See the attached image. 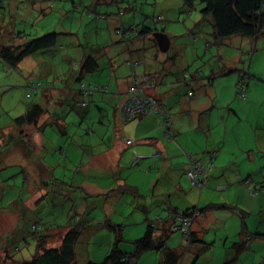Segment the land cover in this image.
Segmentation results:
<instances>
[{"label": "crops", "instance_id": "0c3cea01", "mask_svg": "<svg viewBox=\"0 0 264 264\" xmlns=\"http://www.w3.org/2000/svg\"><path fill=\"white\" fill-rule=\"evenodd\" d=\"M53 9L56 11V6ZM109 11L113 13L105 18L103 26V32H107V37L113 34L119 24L125 27L132 22L140 21V18L125 19L124 17L121 23L114 15L118 11L114 7ZM166 11L168 12L167 9ZM70 12L68 7L63 5L58 13L65 18L70 17ZM163 14L168 18L169 13ZM72 19L81 26L85 24L83 37L87 39L86 50H64L62 45L64 38H57L53 48L22 59L18 65L19 73L17 71L16 74L7 73V78L3 76L4 64L0 60V111L13 109L14 104L20 99L25 102L23 94L25 90L29 92L27 87L29 83L26 82L25 86L23 78L19 77L24 76L25 70H39V76L44 77L47 83L45 86L42 84L43 88L40 91L32 93L34 97L30 102L39 104L43 108H46L45 104L56 102L59 107L53 108L52 112L56 115L50 117L54 119L64 117L66 110L70 108L68 118L78 126L74 136L88 134L93 137L95 147L89 146L87 153L84 154L87 159L86 166L93 171L92 176H86L84 183L80 185L85 193L95 195L99 200H106L113 192H117L118 195L121 191H131L134 200L129 205L133 212L141 213V221L145 224L156 216L161 219L169 217L173 209L184 211L194 207L205 208L194 222L193 229L199 232L206 246L190 247L188 252L184 253L183 264H201L198 260L204 253H208V256L204 258L202 264H221L229 259H234L231 264H264V78L258 77L262 80L251 81V75L246 74V78L249 77L248 86L243 91L244 96L240 97L237 85L240 74L237 77L218 78L237 71L232 69L233 64L225 62L224 55L227 54L225 50H199V45L196 46L193 44L194 41L188 40L181 44L174 42L173 48L170 43L166 55H161L160 52L155 56L149 54L148 60H144L146 58L138 53L134 60L143 59V67L136 69V73L151 75L149 83L153 87L149 90V94L158 99L169 112L171 127L177 137L174 141H162L159 121L153 115L134 120L126 124V127L125 124L121 125L123 129L121 132L119 114L114 105L120 98L122 99L129 84L128 69L122 65L121 59L114 57L112 62L100 58L95 70L82 72L81 65L87 53L91 51L87 50V47L107 40L106 37L98 38L99 32L96 31V27L91 31L92 27L102 23L101 20L104 18L96 16L93 24L83 14L73 16ZM167 28L166 26V30ZM203 28V31L209 35L205 36L201 46L208 48V44L212 45V41L215 40L211 36L212 28L209 24L204 25ZM5 30L0 29V45L18 44V39H14L12 35L14 33ZM90 31L91 38L87 35ZM55 32L59 37L60 33ZM68 36L72 37L71 32ZM245 38L249 39L244 36L241 39ZM225 40L227 38L215 43L218 45L231 43ZM134 43L140 45L136 41ZM68 45L70 48H75V40L71 39ZM150 49L154 53L153 46ZM80 51H83V59L80 55L82 61L78 66L76 65L79 67L77 70L75 66L77 62L74 59L76 52ZM242 54L244 53H241V56ZM54 71H56L55 76ZM196 71L198 75L194 74ZM182 73H188L191 77L184 80ZM261 75L264 77V72ZM79 81L87 85H106L110 89V94L95 93L89 99L87 107L75 105L71 107L75 101L80 100L75 91ZM219 91L222 92L221 98ZM260 91L262 92L258 98ZM189 92H192L193 96H189ZM251 108L252 114H250ZM48 116L49 114H45L43 119H47ZM7 124L3 125L7 126ZM40 124L39 122L38 126H41ZM11 125L6 127V131ZM40 129L34 127L28 130L31 132L29 134L33 142L31 149L24 146V151H27L24 155L0 154V167L20 166L24 177L39 184L40 180L50 177L48 168L51 163L56 161L55 168L61 161L67 162L72 156L70 151L76 152L79 146H82V140L77 138L74 146L71 145L65 150L61 147L55 148L54 145L49 144L48 139L39 136L40 131L44 134V128ZM60 132L62 135L69 134L63 130ZM80 132L82 134H79ZM127 139L133 142L130 146L124 144V140ZM46 141L48 156L43 148L47 144ZM124 149L132 151L130 163L132 170L120 165ZM155 150L160 152L162 160L155 157ZM211 151L216 152L212 159L208 156ZM186 154H193L202 165L212 166L205 187L201 191L190 187L186 178L185 167L188 161ZM135 155L140 157L136 162L133 159ZM154 163L156 167L148 171V166ZM138 165V168L134 167ZM245 179L249 181L248 188L237 184L238 181ZM130 182L131 184L126 186V183ZM253 188L261 190L250 196L249 189ZM43 193L44 191L37 185L27 197V201L34 207L25 209L21 204L17 210L29 212H33L34 208L38 210L39 200L44 197ZM80 204L83 207L82 203ZM122 208L118 211L121 218L125 216ZM234 209L241 215L236 214ZM37 213L43 215L44 211L42 213L40 210ZM115 222L118 224L121 221L115 219ZM227 224L229 230H226L224 236L217 241L216 228H224ZM141 228H144L142 222L140 229L131 231L139 233ZM210 231H214L213 243L205 236L206 232ZM178 236L179 234L174 233L168 237L166 244L170 249L178 247V244L173 247L175 242L171 243L172 239ZM108 240L110 244L114 239L108 236ZM239 241L244 245L241 250L236 251L233 243ZM103 254H98L94 259L88 255L79 262H98Z\"/></svg>", "mask_w": 264, "mask_h": 264}, {"label": "trees", "instance_id": "16d2710c", "mask_svg": "<svg viewBox=\"0 0 264 264\" xmlns=\"http://www.w3.org/2000/svg\"><path fill=\"white\" fill-rule=\"evenodd\" d=\"M99 1H96V5H100ZM169 1V0H168ZM175 2V7L172 8L170 11L165 6L163 7L160 2L156 0L151 3V7L153 9H149L144 12L143 16L139 13L137 15L138 10V2L141 3L139 0H129L127 2L126 14L122 12H116L117 16L115 17L122 23L125 17L126 18H140L138 22H132L129 26L122 27V25L116 26L112 35H109L107 40L103 43H94L89 46V51L85 56V60L81 65L82 72H90L95 70L98 67V60L106 59L112 62L113 58L121 59L122 65L128 69V78H130L129 84L127 85L125 93L122 95V99L120 98L119 102L114 105V108L119 114V118L123 123L133 122L139 118L140 116H134L129 121H123V108L126 107L129 101L132 99L135 94L129 92V88L136 83V80L139 79H146V83H149L151 79V75L148 74H141L138 75L136 73V69L141 66L143 67V59L136 61L134 58H137L138 50H143V47L152 48L155 47L154 53L150 50L144 52L142 56H144L148 60L149 54L156 55L160 51L156 44L155 39L153 38L154 33H164L165 30L160 31L157 29V23H160L162 26L168 22V18L164 16L163 13H169L168 15L173 14V11L177 9L180 13H183L182 24L185 26H189L190 31H192L193 40L199 39V33L209 35L205 31H203V26L206 24L205 21L209 24L212 28L211 36L216 41H223L226 38H230L232 36H244L249 38H257L259 35L263 34L264 32V0H170ZM148 2V1H147ZM143 3V2H142ZM141 3V4H142ZM94 0H88L87 6L84 4V8L88 15L92 12L97 11L98 6H95ZM0 7H2V3L0 2ZM105 11L104 13H96V16H102L104 19L107 18V15L110 13L111 10L108 5L105 4ZM162 8V9H161ZM168 10V12L166 11ZM165 10V11H164ZM176 11V12H178ZM195 16V17H194ZM198 17V19H197ZM197 19V20H196ZM178 20V18H177ZM164 29V26H163ZM14 39H18V44L14 45H0V60L4 64L5 71L7 73L15 72L19 73L18 65L25 57L30 55L36 54L38 52H44L53 48L56 45L58 34L55 31H51L45 33L40 36L31 37L25 33H14L12 34ZM31 37V38H30ZM208 37V36H207ZM206 37V38H207ZM23 38V39H22ZM205 38V36H204ZM102 39V38H101ZM104 41V40H101ZM140 43L137 46L134 42ZM145 43V44H144ZM208 44V42H204ZM211 46V44H208ZM212 45H217L213 43ZM140 47V48H136ZM135 49V50H134ZM88 50V49H87ZM145 50V49H144ZM146 51V50H145ZM167 52V51H166ZM164 53V52H160ZM164 55V54H163ZM147 56V57H146ZM141 62V64H140ZM139 63V64H138ZM78 64H75V66ZM76 66V67H77ZM4 71V72H5ZM198 75V71L194 73ZM184 80H187L191 77L188 73H183L182 75ZM145 83V84H146ZM83 84V87L81 86ZM31 87L35 85L30 84ZM29 85L28 90H29ZM152 85V84H151ZM238 85V94L240 97L241 93H244V89L248 86V81L246 78V74L239 75V79L237 82ZM97 87L100 91H95L90 93L89 95H85L84 92L87 89ZM78 97H80L79 101H75V104H72L71 107L79 106V107H87L89 105V99L95 94H102L108 95L110 94V89L106 85H87L86 83L79 81L77 89L75 90ZM189 96H193L192 92H189ZM155 98V97H154ZM156 99V98H155ZM158 101V99H156ZM159 102V101H158ZM21 99L18 100L17 103L14 104L13 109H8L6 111H0V154L3 153H26L24 151L25 148H32L31 140L32 136L30 129L36 128L41 129L44 128L43 131H40V137L45 138L46 130H49L53 126L52 122L54 121L50 117L47 119H43L45 114L47 113L46 108H43L41 105L36 103H28L26 104ZM85 104V105H82ZM161 106H163L160 103ZM164 107V106H163ZM165 108V107H164ZM70 109V108H68ZM67 109V110H68ZM157 118V117H156ZM158 119V118H157ZM171 119V117H170ZM59 120V119H58ZM10 121V122H9ZM159 121V119H158ZM41 123V126H38V123ZM9 123V124H7ZM3 124H7L4 126ZM12 124V125H11ZM11 125V128L6 131V127ZM171 125V123H170ZM3 126V127H2ZM29 128V129H28ZM172 128V127H171ZM12 129H15L12 131ZM24 129V130H23ZM28 129V130H27ZM161 129V128H160ZM59 131L63 130L58 128ZM173 130V129H172ZM64 131V130H63ZM26 133V134H25ZM163 130L161 129V140L168 142L169 140H164L162 138ZM177 137V134H176ZM176 139V138H175ZM174 141V140H172ZM62 150V149H61ZM60 150V151H61ZM46 151V148L45 150ZM60 151H58L60 153ZM46 151V155H47ZM44 153V152H43ZM216 152H209V157L212 159L214 158ZM44 154V156H45ZM155 157L159 160H162V155L157 150L154 151ZM62 155H64L62 153ZM190 155V154H188ZM193 161L200 164L193 154ZM48 156V155H47ZM187 156V154H186ZM56 162V161H55ZM55 162L50 164V177L46 178V180H40V183L36 184V182L30 181V178L24 177V184L28 193H31L38 185L44 193L42 194L44 197L42 200L45 202V194L48 191L49 183H53L54 187H59V184L65 185L64 182H59L54 176L56 173L54 172V165ZM59 161H57L58 163ZM188 161L186 162L185 169L187 170ZM207 168L205 173V181L204 186L199 190L196 187L190 185V187L201 191L206 184L208 179L209 172L212 171L211 164L202 165ZM156 167V164H152L148 166L147 170H151V168ZM186 175V171H185ZM54 177V178H53ZM187 178V176H186ZM188 180V178H187ZM46 182V183H45ZM48 182V183H47ZM189 182V180H188ZM44 184V185H42ZM76 184V183H75ZM190 184V182H189ZM240 186L247 187L249 186L248 180H240L237 182ZM73 189H76V192L79 193V201L82 203L83 211L81 213H74L68 216V220L64 225H60L55 223V221H46L41 213H37L39 209L42 210L44 205L37 210L33 209V212L20 210L22 214L23 221H25L27 235L25 233L23 235L20 234L21 239L18 242H23L25 245H29V241L32 240L35 243V249L33 250V254L29 260H14L13 255L16 251H18L17 247H14L15 243H11L12 239L10 237L4 240L6 244L5 248H8L11 251V254H7L9 259H12L16 264H137L136 260L143 252L148 251H156L157 259L155 264H183L182 259L184 253L188 252V249L192 246H199L200 248L205 247L206 244L199 236V232L193 229L194 222L196 219L201 216L204 212L205 208H190L184 211L179 210H171V215L165 219H161L160 217H155L152 220L146 222V228L142 237L137 239H133L130 242L134 246V251L128 252L119 247V244L123 241L122 237V225L112 223L111 220L106 219L97 223V225L106 228L109 232L114 235V240L112 242L111 247L99 263H94L93 261L87 262H79L77 260V251L81 244L80 239L82 234L91 226L88 220V213L84 211L88 209V206L85 203L91 201V198H97L95 195L87 194L80 185L73 186ZM260 188H253L249 189V195L253 196L260 191ZM75 192V193H76ZM13 197H16L15 195ZM14 202V201H11ZM24 203V202H23ZM22 203V205H23ZM21 204L15 203L16 208L19 207ZM45 208V207H44ZM37 210V211H36ZM36 211V212H35ZM239 216L241 215L235 209L233 210ZM28 212V213H27ZM30 216V217H29ZM180 218H185L189 221L188 227L186 232H182L181 222L178 220ZM19 220V221H20ZM27 220V222H26ZM52 220V219H51ZM39 230L32 231L31 228L38 227ZM177 226V227H176ZM176 227V228H175ZM21 231V229H19ZM24 231V230H23ZM55 231V232H54ZM54 233H59L57 243L54 245H50L53 240ZM179 234L180 243L177 248L170 249L166 244L168 237L172 234ZM30 237L31 239H29ZM14 241V240H13ZM50 242V243H49ZM55 243V242H54ZM3 244V243H0ZM203 245V246H201ZM244 243L239 241L233 243V247L236 251H239L243 248ZM17 250H16V249ZM204 250V249H203ZM237 253V252H236ZM152 259V258H151ZM234 259H229L221 264H231Z\"/></svg>", "mask_w": 264, "mask_h": 264}, {"label": "rangeland", "instance_id": "374dc122", "mask_svg": "<svg viewBox=\"0 0 264 264\" xmlns=\"http://www.w3.org/2000/svg\"><path fill=\"white\" fill-rule=\"evenodd\" d=\"M94 1V5L98 6L97 11H94L90 15H88L84 8V4L87 6L88 0H0V2L2 3V7H0V29L3 31H6L5 29H7L8 32L12 31L13 33H25L31 37L40 36L51 31H57L61 34H59L58 39L64 38L62 42L64 50H86L85 46L87 44V39L83 37V33L85 32L86 28L85 24H82L81 26L78 23H75L72 17L83 14V16L93 24L95 22V14L104 13L105 8H107L105 7V4L108 5V7H114L115 10L126 14L125 8L127 7V2L129 0H101L99 1L100 5H96L97 0ZM139 1L143 3H137L138 16L139 13H141V15L143 16L144 12L142 11H147L151 8L153 9V7H151L150 5L154 0ZM156 1L160 2L163 7L166 6L169 10V13L170 11H172V8L175 7L174 1ZM63 5H65V7L67 6L68 10L71 11L69 14L70 17L64 18L62 14L58 13L59 10L62 9ZM54 6H56V11L53 9ZM176 11L178 10L175 9L173 11V14L168 15V22L163 25L164 29L160 23H157V29H159L160 31H166L163 34L168 36L172 48L174 47V42L176 44H181L187 42L188 40H192V42L194 41L193 44H196V46H200L199 50H225L227 51V54L224 55L225 62L233 64L232 69H237V71L235 73L228 74V76H220L218 78H230L232 76L237 77L238 74H243L244 71L247 76L251 75V81L262 80L258 77L264 78L261 75V73L264 72V34L259 35L257 39H241L243 38V36L240 35L232 36L225 40L227 42H231L230 44H217L211 45L208 48H204V46H201V43L203 42L204 36L207 35L200 33L198 35L201 37L199 39L193 40V37L191 35L192 31H190L189 26H185L184 24H182L184 14ZM112 13L113 12H110L107 15V18L112 15ZM115 15L117 16V14ZM1 20H3V22H1ZM105 21L106 19L101 20L103 25H101L102 23H100L98 26H93L91 29L92 31L93 29H95V27L97 28L96 31L99 32L97 33L98 38L107 37V32H103ZM205 23L208 25L206 21ZM166 26L168 27L167 30ZM91 31L87 34L89 38L92 37ZM105 31H107V29ZM69 32H71L72 37L68 36ZM71 39L75 40V48H70V46L68 45L69 42H71ZM212 42L215 43L214 41ZM142 48H144L146 51L144 49H139L138 52H141V54L147 52V50H150L147 44L146 47L142 46ZM87 49L89 50L88 47ZM153 49H155L154 46ZM241 53L244 54H242L241 56ZM76 54V59H74V61H76L77 64H80L82 61L81 56L83 54V51L76 52ZM160 54L166 55V52ZM202 64H204V62H202ZM2 69L3 76L7 78L8 74L5 71L4 65L2 66ZM77 70H79V67H77ZM55 72L56 71H54V76ZM10 74H12V72ZM25 74H23V77H19L23 78L22 81L24 82V85L26 84V82L35 85L34 87H31V85H29V92H26L25 90V93L23 94L25 97V103L28 104L34 97L32 93L40 91L41 88H43L42 86H45L47 82L45 81L44 77L39 76V70L28 69L25 70ZM247 78L249 79V77ZM221 91H219V98L222 97ZM261 92L262 91L259 92L258 98ZM55 103L56 102H53L49 105L45 104L47 113L49 114L48 117L56 115L52 113L54 111L53 108L58 109L59 107L58 104ZM8 107L9 106H7V108ZM66 111L67 112L65 116H61L59 120L51 118L54 119V121L52 122L53 126L50 128V134L48 133L49 130H46L45 139H48L49 144L54 145L55 148L61 147L64 150L71 145H76L75 140L77 141V138L81 139L83 143L82 146H79V150H77L76 152H73L72 150L70 151L72 156H70L71 158H69L67 162L61 161L54 168V172L56 173V176L54 177L59 180V182H64L65 185L59 184V187L55 188L53 183H49L48 191H46L47 193L45 194V202H43L44 200H39V208L43 205L45 207H43V221H55V223L59 224V226L66 223V220H68L67 215L70 216L71 214L81 213V211H83L80 207V194L76 192V189H73V186H79L83 184L86 176H92L93 171L86 166L87 159L84 157V154L87 153V149H89V146L95 147L93 137L89 136L88 134L83 135L80 132L79 134H82V136H74V133L76 132L78 126L74 125L75 122L68 118L70 110L68 109ZM252 111L253 109L251 108L250 114H252ZM119 121L121 122H119V127L121 128L120 131L122 132L123 129L121 125L125 123H123L121 120ZM126 124L124 125V127L127 126ZM94 126L98 128V126ZM58 128L63 129L69 134L62 135ZM43 148H48V143ZM131 152L132 151L130 149L123 150L122 159L120 161L121 167L132 170V168H130V163L133 156ZM47 159L50 160V158L48 157ZM134 167L138 168L139 165ZM23 177L24 176L20 166L4 165L0 167V243H3L0 244V264H16V261L14 262L12 259H9L7 257V254H11V251L8 248L3 247L6 245L4 243V240L8 237H10L9 239H12V244L15 243L14 247L18 248V251H16L13 255L14 260H29L33 254V250L35 249V243L32 240L29 241V245H25L23 242H18L19 239H21L20 234L23 235L25 233V235H27V231L25 232L27 226L23 219L20 220V218H22V214L20 213L21 211L17 210L15 203L22 204L25 200L27 201V197L31 195V193H28L26 189ZM129 184H131V182L126 183V186H128ZM85 190L87 191V189ZM14 195L16 197H13ZM133 200L134 195L131 191H121L118 195L117 192L111 193L106 200L91 198V201H87L85 203V205L88 206V209L84 212L88 213V220L91 226L81 236V244L77 251L78 261L83 260L84 257H87L88 255L90 258L94 259L100 253H104L100 258L101 260L103 259L113 242L112 241L109 244L108 236H110L111 239H114V235L111 232H109L106 228L97 225L98 222L106 219H110L112 223L115 224H117L115 222V219L121 221L118 224L123 225V241L119 244V247L128 252L134 251V246L130 241L143 236L146 224L141 221V213L133 212L132 207L129 205ZM140 201L143 202L144 200L140 199ZM23 207L25 209L31 207L32 209L34 206L31 202L27 201L23 203ZM121 208L122 212L125 214L123 218H121L118 212ZM40 210L41 209H39L38 211ZM141 222L142 224H144V228H141L139 233L131 231L138 228L140 229ZM19 229H21V231H19ZM216 229L217 241H219L220 237H223L226 233V230H229V227L227 224L224 228ZM31 230L37 232L39 229L31 228ZM52 236H54V240L50 245L56 244L57 242L55 240H57V237L60 235L59 233H54ZM205 236L213 243L214 231H210L209 233L206 232ZM28 238L31 239L30 237ZM172 242H175L173 244V247H175L177 244L181 245L179 236L176 239H172L171 243ZM149 256L152 257V259ZM157 256L158 255L156 251L153 250L143 252L136 260V262L137 264H155ZM207 256L208 253H204V255L200 257L198 262L202 264L204 258H206ZM101 260H99L98 262H93L99 263L101 262Z\"/></svg>", "mask_w": 264, "mask_h": 264}, {"label": "built area", "instance_id": "2783aa9c", "mask_svg": "<svg viewBox=\"0 0 264 264\" xmlns=\"http://www.w3.org/2000/svg\"><path fill=\"white\" fill-rule=\"evenodd\" d=\"M145 81L146 79L136 80V83L129 88V92L134 93L135 96L130 99L132 101H129L128 104H126V107L123 108V121H129L134 116L144 117L147 115H153L159 119V126L163 130L162 138L164 140H175L176 133L171 128V119L168 111L161 106L151 94H149V90L153 87V85H151V83H146ZM81 86L83 87V84ZM95 91L100 90H98L97 87H94L87 89L84 94L89 95ZM240 95L243 96L244 94L241 93ZM124 143L126 146H129L132 144V141L127 139L124 140ZM139 158V156L135 155L133 158L134 162L139 160ZM187 158L188 166L186 176L190 185L200 190L204 186L207 168L193 161V156L191 154L187 155ZM178 220L181 222V225L178 227L182 226V232H186L189 221L185 218H180ZM34 228L39 229V226Z\"/></svg>", "mask_w": 264, "mask_h": 264}, {"label": "water", "instance_id": "95a60500", "mask_svg": "<svg viewBox=\"0 0 264 264\" xmlns=\"http://www.w3.org/2000/svg\"><path fill=\"white\" fill-rule=\"evenodd\" d=\"M153 38L155 39L160 52L168 51L170 42L166 35L162 33H154Z\"/></svg>", "mask_w": 264, "mask_h": 264}, {"label": "clouds", "instance_id": "9594fccd", "mask_svg": "<svg viewBox=\"0 0 264 264\" xmlns=\"http://www.w3.org/2000/svg\"><path fill=\"white\" fill-rule=\"evenodd\" d=\"M160 103V102H159ZM166 109V108H165ZM169 113V112H168ZM169 116H170V114H169ZM132 141V140H131ZM133 143V142H132ZM125 144V143H124ZM130 146V145H129Z\"/></svg>", "mask_w": 264, "mask_h": 264}]
</instances>
